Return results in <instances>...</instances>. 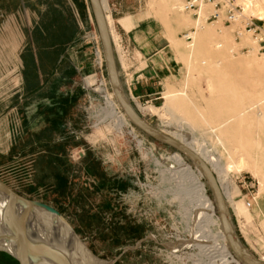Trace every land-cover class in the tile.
<instances>
[{"label":"rangeland","instance_id":"374dc122","mask_svg":"<svg viewBox=\"0 0 264 264\" xmlns=\"http://www.w3.org/2000/svg\"><path fill=\"white\" fill-rule=\"evenodd\" d=\"M69 1L77 33L62 48L57 70L33 56L18 61L17 48L9 46L10 16L0 14V180L56 210L103 261L196 264L199 248L177 247L192 241L194 212L174 187L177 181L164 176V168L175 169L172 155L183 156L134 131L120 114L106 116L112 104L122 109L90 2ZM232 1L244 9L232 24L223 11L219 20H206L212 5L198 21L182 10V0L102 4L130 102L152 126L204 151L218 181L230 189L240 239L264 260V0ZM251 18L260 27L256 34L246 29ZM41 71L57 73L40 78ZM39 87L49 92L35 93ZM240 159L243 169L236 165ZM207 192L213 198L209 186ZM215 220L207 229L213 238ZM0 253L8 264H20Z\"/></svg>","mask_w":264,"mask_h":264},{"label":"bare ground","instance_id":"6f19581e","mask_svg":"<svg viewBox=\"0 0 264 264\" xmlns=\"http://www.w3.org/2000/svg\"><path fill=\"white\" fill-rule=\"evenodd\" d=\"M102 7L104 9L103 4ZM182 10H184L183 2ZM199 14L200 15L197 20H203V18H205V14L202 12V10L199 12ZM106 19L109 25L107 15ZM207 19L208 18H206V20ZM258 19L261 20V18ZM122 111L118 109L117 104H112L110 110L105 111V114L106 116H116L117 114H120L122 120L134 131H137L136 127L130 122L127 115L124 113V111ZM161 132L166 134L163 131ZM166 135L171 137L168 134ZM145 137L147 136L145 135ZM171 138L195 152L211 168L212 171L214 170L209 165V158H206L204 151L200 148L192 146V144L190 143L191 140L189 141L188 138L179 139L175 136ZM181 155L185 159H187L183 154ZM183 157L172 155V158H174L177 162L175 169L171 171L169 168H164L166 170V174L164 175L165 178L168 180L170 177H172L177 181V184H174V187L177 188L180 194L184 196L185 205L189 208V210H192V212H194L193 219L195 229L192 233V241L190 243H182L177 247L192 246L199 248L201 258L196 264H243L235 257L233 251L229 246L226 233L222 226L217 203L214 198L209 197L207 194L208 183L203 173L193 162L187 159L190 162L189 163ZM236 165L239 169H243L247 164L243 159H240V161ZM196 169L201 172L202 176L198 174V171ZM166 175L168 176L166 177ZM203 179H205V181H203ZM217 182L220 191L229 207L230 189L228 185H225L224 183L222 184V182L218 181V179ZM197 201L199 202V204L197 203ZM35 216V218H31L30 224L32 228L30 232L26 231L28 233V240L32 243L35 242L33 243L35 245L38 243L43 244L46 247L47 251L46 255L42 256L41 260H39L37 264H112L111 262L103 261L90 253V251H88L83 246V244L78 240L68 224L61 217L52 215L47 209L38 211ZM214 218L216 219L215 222H217L216 224H218L219 229L217 230L218 233L214 237L215 239L212 237L211 231L207 230L209 227L208 222L211 223ZM215 240L217 241L218 245H215V243L212 244V242H214ZM0 250L6 251L15 257H18L21 252L13 230L12 220L7 211L6 204L2 198H0ZM260 260L264 262V260Z\"/></svg>","mask_w":264,"mask_h":264},{"label":"water","instance_id":"95a60500","mask_svg":"<svg viewBox=\"0 0 264 264\" xmlns=\"http://www.w3.org/2000/svg\"><path fill=\"white\" fill-rule=\"evenodd\" d=\"M89 2L100 36L112 90L130 122L136 127L137 130L147 137L183 154L188 160L193 162L201 170L211 190L212 196L217 203L222 226L226 233L229 246L235 257L243 264H264V262L258 259L246 248L240 239L233 223L228 204L226 203L220 191L216 176L214 175L211 168L195 152L183 146L178 141L167 136L158 128L148 123L147 120L142 118V116L134 108L122 85L121 76L117 65L115 48L101 0H89ZM0 198H2L6 204L7 211L12 220L17 243L21 251L18 257H14L18 259L20 264H37L38 261L41 260V257L46 255L47 251L43 244L38 243L35 245L33 244L35 242L32 243L28 240V233L26 231L30 232L32 228L30 224L31 218H35L36 213H38V211H42V209H47L52 215H56L58 217H61L60 214L45 204L31 201L20 196L1 180ZM111 263L114 264V262Z\"/></svg>","mask_w":264,"mask_h":264},{"label":"crops","instance_id":"0c3cea01","mask_svg":"<svg viewBox=\"0 0 264 264\" xmlns=\"http://www.w3.org/2000/svg\"><path fill=\"white\" fill-rule=\"evenodd\" d=\"M69 0H0V14L10 16L12 42L19 60L28 62L35 57L38 63L51 62L61 66L62 48L73 42L77 24ZM4 27V26H3ZM49 56V59L44 57ZM53 57V58H52ZM63 64V63H62ZM57 71L42 72L39 77L53 78ZM63 90V89H62ZM35 93L45 95L49 90L39 87ZM57 90L54 95H58ZM42 101H51V99ZM41 102V101H40Z\"/></svg>","mask_w":264,"mask_h":264},{"label":"built area","instance_id":"2783aa9c","mask_svg":"<svg viewBox=\"0 0 264 264\" xmlns=\"http://www.w3.org/2000/svg\"><path fill=\"white\" fill-rule=\"evenodd\" d=\"M183 2V8L187 12H193L194 16H197L199 18V12L207 5H212L214 8V13L211 14L207 20L215 19L219 20L222 16V11L224 12V21L226 23L232 24L239 18V15L243 11V8L239 5H235L232 0H182ZM256 20L254 18H251L249 22L246 24V29H248L249 32H253V34H256L258 31H260V27L255 24ZM260 21V20H257ZM259 44L262 46L261 48H264V39L259 40ZM247 208L252 207V202L247 201L246 202Z\"/></svg>","mask_w":264,"mask_h":264},{"label":"flooded vegetation","instance_id":"af4514ba","mask_svg":"<svg viewBox=\"0 0 264 264\" xmlns=\"http://www.w3.org/2000/svg\"><path fill=\"white\" fill-rule=\"evenodd\" d=\"M3 250H0V252H2ZM6 252V251H5ZM1 261L5 262V264H8L9 262H7L6 260L4 261V258L2 256H0ZM3 258V259H2Z\"/></svg>","mask_w":264,"mask_h":264}]
</instances>
